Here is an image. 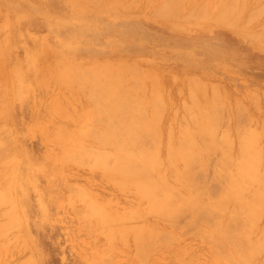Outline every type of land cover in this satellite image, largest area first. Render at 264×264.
<instances>
[{
	"label": "rangeland",
	"instance_id": "1",
	"mask_svg": "<svg viewBox=\"0 0 264 264\" xmlns=\"http://www.w3.org/2000/svg\"><path fill=\"white\" fill-rule=\"evenodd\" d=\"M0 197V264H264V0H0Z\"/></svg>",
	"mask_w": 264,
	"mask_h": 264
},
{
	"label": "bare ground",
	"instance_id": "2",
	"mask_svg": "<svg viewBox=\"0 0 264 264\" xmlns=\"http://www.w3.org/2000/svg\"><path fill=\"white\" fill-rule=\"evenodd\" d=\"M132 67H133V66H132ZM83 70H84V69H83ZM78 74H79V73H78ZM142 74H143V73H142ZM91 75H93V74H91ZM101 76H102V75H101ZM128 76H129V75H128ZM142 77H143V76H142ZM79 78H80V77H79ZM137 78H138V77H137ZM108 80H109V79H108ZM86 81H87V80H86ZM89 81H90V80H89ZM106 81H107V80H106ZM106 81H105V82H106ZM136 81H137V80H136ZM139 81H141V80H139ZM191 81H192V83H193V80H191ZM78 82H79V80H78ZM154 82H155V81H154ZM97 83H98V82H97ZM103 83H104V82H103ZM114 83H115V82H114ZM90 84H91V83H90ZM106 84H107V82H106ZM117 84H118V83H117ZM150 84H151V83H150ZM107 85H108V84H107ZM193 85H194V84H193ZM90 86H93V85H90ZM139 86H140V85H139ZM134 87H135V86H134ZM96 88H97V87H96ZM90 89H91V88H90ZM122 89H123V88H122ZM133 89H134V88H133ZM126 90H127V89H125V92H126ZM130 90H131V89H130ZM135 90H136V89H135ZM128 91H129V90H128ZM105 92H106V90H105ZM107 92H108V91H107ZM107 92H106V93H107ZM114 92H115V91H114ZM114 92H113V93H114ZM125 92H124V93H125ZM189 92H190V91H189ZM93 93H94V92H93ZM103 93H104V92H103ZM103 93H102V94H103ZM116 94H117V93H116ZM157 94H158V93H156V95H157ZM107 95H108V94H107ZM107 95H106V96H107ZM119 95H120V94H119ZM122 95H123V94H122ZM143 95H144V94H143ZM108 96L110 97V94H109ZM117 96H118V95H117ZM157 96H159V95H157ZM87 97H88V96H87ZM102 97H105V94H104V96H102ZM113 97H114V95H113ZM88 98H89V97H88ZM140 98H141V97H140ZM153 98H154V97H153ZM91 99H92V98H91ZM125 99H126V98H125ZM125 99H124V100H125ZM127 99H128V98H127ZM134 99H135V98H134ZM134 99H133V100H134ZM104 100H106V99H104ZM133 100H132V101H133ZM139 100H140V99H139ZM158 101H159V100H158ZM160 101H161V99H160ZM101 102H102V101H101ZM116 102H117V101H116ZM116 102H115V103H116ZM118 102H119V101H118ZM129 102H130V101H129ZM152 102H153V101H152ZM161 102H162V101H161ZM161 102H160V104H161ZM213 102H214V101H213ZM141 103H142V102H141ZM153 103H154V102H153ZM94 104H95V103H94ZM102 104H103V103H102ZM142 104H143V103H142ZM155 104H156V103H155ZM155 104H153V105H155ZM157 104H159V103H157ZM104 105H105V104H104ZM153 105H152V106H153ZM141 106H142V105H141ZM158 106H159V105H158ZM158 106H157V107H158ZM106 107H107V106H106ZM159 107H160V106H159ZM161 107H162V105H161ZM161 107H160V108H161ZM152 108H153V107H152ZM160 108H159V109H160ZM210 108H211V107H210ZM212 108H213V106H212ZM127 109H128V108H127ZM143 109H144V108H143ZM157 109H158V108H157ZM215 109H216V108H215ZM101 110H102V109H101ZM107 110H108L109 112L111 111V109L109 110L108 107H107ZM152 110H153V109H152ZM161 110H162V109H161ZM132 111H133V110H132ZM140 111H141V110H140ZM202 111H204V109H202L200 113H202ZM211 111H212V110H211ZM112 112H113V111H112ZM158 112H159V111H158ZM205 112H207V111H204V114H205ZM110 113H111V112H110ZM124 113H125V112H124ZM137 113H138V112H137ZM139 113H140V112H139ZM207 113H208V112H207ZM207 113H206V114H207ZM214 113H217V112H214ZM214 113H213V114H214ZM160 114H161V113H160ZM213 114H212V115H213ZM108 115H109V114H108ZM110 115H111V114H110ZM144 115H145V114H144ZM200 115H201V114H200ZM200 115H198V116H200ZM119 116H120V115H119ZM133 116H134V115H133ZM201 116H204V115H201ZM201 116H200V117H201ZM208 116H209V114H208ZM210 116H211V115H210ZM213 116H214V115H213ZM120 117H121V116H120ZM152 117H154V116H152ZM105 118H106V117H105ZM192 118H193V117H192ZM204 118H205V117H204ZM154 119H155V118H154ZM210 119H211V118H210ZM151 120H152V119H151ZM207 120H209V118H208ZM141 121H142V120H141ZM153 121H154V120H153ZM133 122H134V121H133ZM157 122H159V121H157ZM199 122H200V119H199ZM149 123H151V122H149ZM205 123H206V121H205ZM90 124H91V122H90ZM109 125H110V124H109ZM142 125H143V124H142ZM152 125H153V124H152ZM194 125H195V124H194ZM107 126H108V125H107ZM134 126H135V124H134ZM137 126H138V125H137ZM155 126H156V124H155ZM155 126H154V127H155ZM195 126H196V125H195ZM197 126H198V125H197ZM197 126H196V127H197ZM208 126H209V125H208ZM208 126H207V127H208ZM210 126H211V125H210ZM210 126H209V127H210ZM121 127H122V126H121ZM124 127H125V126H124ZM140 127H141V126H140ZM199 127H200V126H199ZM141 128H142V127H141ZM203 128H204V127H203ZM205 128H206V127H205ZM91 129H92V128H91ZM95 129H96V128H95ZM113 129L115 130L116 128H113ZM125 129H126V128H125ZM156 129H157V128H156ZM156 129H155V130H156ZM191 129H192V128H191ZM211 129H212V128H211ZM84 130H85V129H84ZM122 130H124V129L122 128ZM130 130H131V129H130ZM134 130H136V129L134 128ZM134 130H133V131H134ZM155 130H154V131H155ZM82 131H83V129H82ZM96 131H97V130H96ZM120 131H121V129H120ZM88 132H89V130H88ZM98 132H99V131H98ZM113 132H114V131H113ZM113 132H112V133H113ZM117 132H118V130H117ZM117 132H116V134L118 135ZM121 132H122V131H121ZM123 132H125V130H124ZM126 132H127V131H126ZM131 132H132V131H131ZM147 132H148V131H147ZM149 132H150V131H149ZM119 133H120V132H119ZM134 133H135V131H134ZM155 133H156V131H155ZM110 134H111V133H110ZM110 134H109V135H110ZM116 134H115V135H116ZM123 134H124V133H123ZM127 134H128V133H127ZM127 134H126V135H127ZM130 134H131V133H130ZM136 134H137V133H136ZM138 134H140V131H139ZM147 134H148V133H147ZM105 135H106V134H105ZM134 135H135V134H134ZM142 135H143V133H142ZM188 135H190V134H188ZM206 135H207V134H206ZM208 135H209V134H208ZM111 136H112V134H111ZM130 136H132V135H130ZM130 136H129V137H130ZM156 136H157V135H156ZM185 136H186V135H185ZM202 136H203V135H202ZM204 136H205V135H204ZM84 137H85V136H84ZM112 137H113V136H112ZM114 137H115V136H114ZM117 137H118V136H117ZM209 137H211V136H209ZM142 138H143V137H142ZM142 138H141V139H142ZM193 138H194V137H193ZM193 138H192V139H193ZM114 139H115V138H114ZM190 139H191V138H190ZM209 139H210V141H212L211 138H209ZM145 140H146V139H145ZM115 141H116V140H115ZM131 141L133 142V140H131ZM140 141H141V140H140ZM140 141H139V142H140ZM150 141H151V140H150ZM142 142H143V141H142ZM147 142H148V141H147ZM110 143H111V142H110ZM113 143H114V142H113ZM191 143H192V142H191ZM196 143H197V142H196ZM208 143H209V142H208ZM150 144H151V143H150ZM205 145H208V144L205 143ZM115 146H116V145H115ZM124 146H125V145H124ZM210 146H211V145H210ZM210 146H209V147H210ZM118 148H119V147H118ZM153 148H155V146H154ZM157 148H158V147L156 146V149H157ZM177 148H178V147H177ZM186 148H187V147H186ZM77 149H78V148H77ZM123 149H125V148H122V150H123ZM127 149H128V148H127ZM150 149H151V148H150ZM150 149H149V150H150ZM168 149L170 150V148H168ZM209 149H210V148H209ZM129 150H130V149H129ZM129 150L127 151V154H126L125 151H124L125 153L123 152V153L126 154V155H123V153H121V154H122V157H121L120 159H117L115 163H114V156H113V160H112V161H113V163L115 164V168H113V165H114V164L111 166L112 171H113V170H115V171L117 170L116 172H120L121 175H122V173H123V175H129V177H127V179H128V178H130V179H131V178H136L137 175L134 176L133 172L135 171V172L137 173V172H138L137 169L141 167V166H139V165H140V164H139L140 162L138 161V160H140V158H139L140 156H139V157H136V156H138V153L135 152L137 155L134 156L135 154H134V152H132L133 156L135 157L134 159L137 158L136 161H137V163L139 162L138 165H137V167H136V162H135V160L133 159V156L130 155L131 152H130ZM135 150H136V149H135ZM153 150H154V149H153ZM114 151H115V150H114ZM140 151H141V150H140ZM142 151H143V150H142ZM78 152H79V151H78ZM116 152H117V151H116ZM129 152H130V153H129ZM154 152H155V151H154ZM178 152H179V150H178ZM181 152H182V151H181ZM181 152H180L179 154H181ZM189 152H190V150H189ZM74 153H75V152H74ZM142 153H143V152H142ZM148 153H149V152H148ZM168 153H169V152H168ZM171 153H172V152H171ZM173 153H174V152H173ZM75 154H76V153H75ZM80 154H81V152H80ZM128 154H129V155H128ZM166 154H167V153H166ZM177 154H178V153H177ZM182 154H183V153H182ZM1 155L3 156V154H1ZM119 155H120V153H119ZM127 155H128V156H127ZM139 155H140V154H139ZM141 155H142V154H141ZM145 155H146V151H145ZM167 155H168V154H167ZM84 156H85V155H84ZM88 156H89V155H88ZM151 156H152V155H151ZM179 156H180V155H179ZM82 157H83V155H82ZM181 157H182V156H181ZM83 158H84V157H83ZM116 158H117V157H116ZM138 158H139V159H138ZM142 158H143V157H142ZM146 158H148V157H146ZM174 158H175V157H174ZM179 158H180V157H179ZM183 158H184V157H183ZM92 159H93V158H92ZM110 159H111V158H110ZM110 159H109V160H110ZM150 159H151V158H150ZM225 159H226V158H225ZM76 160H77V158H76ZM84 160H85V159H84ZM84 160H83V161H84ZM142 160H143V159H142ZM144 160H146V159H144ZM151 160H152V159H151ZM88 161L90 162V160H88ZM146 161H147V160H146ZM155 161H156V160H155ZM186 161H187V159H186ZM186 161H185V162H186ZM201 161H202V160H201ZM225 161H227V160H225ZM230 161H231V160H230ZM77 162L79 163V161H77ZM152 162H153V161H152ZM169 162H170V160H169ZM176 162H177V161H176ZM185 162H184V165H185ZM188 162H189V161H188ZM194 162H195V161H194ZM134 163H135V165H134ZM143 163H144V162H143ZM143 163H142V165H143ZM186 163H187V162H186ZM190 163H191V161H190ZM200 163H201V162H200ZM87 164H88V163H87ZM90 164H91V166H92V163H90ZM90 164H88V165H90ZM144 164H145V163H144ZM196 164H198V162L195 163V166H196ZM205 164H206V163H205ZM239 164H240V163H239ZM107 165H108V163H107ZM133 165H134L135 167H134ZM146 165H147V164H146ZM186 165H187V164H186ZM188 165H190V164L188 163ZM201 165H202V163H201ZM144 166H145V165H144ZM192 166H193V165H192ZM228 166H229V168H230V165H228ZM237 166H238V164H237ZM248 166H249V165H248ZM133 167H134V168H133ZM193 167H194V166H193ZM203 167H204V164H203ZM225 167H226V165H225ZM104 168H105V167H104ZM141 168H142V167H141ZM176 168H177V167H176ZM190 168H191V167H190ZM135 169H136V170H135ZM147 169H148V168H147ZM182 169H183V168H182ZM188 169H189V168H188ZM188 169H187V170H188ZM235 169H237V168H235ZM239 169H240V168H238L236 171H238ZM106 170H109V169H105V171H106ZM144 170H145V169H144ZM187 170H185V171H187ZM248 170H249V169H248ZM145 171H146V170H145ZM179 171H180V170H179ZM185 171H184V172H185ZM188 171H189V170H188ZM188 171H187V173H189ZM233 171H234V170H233ZM140 172H141V171H140ZM146 172H147V171H146ZM112 173H113V172H112ZM177 173H178V172H177ZM191 173H192V172H191ZM131 174L133 175V177L131 176ZM215 174H216V172H215ZM225 174H226V173H225ZM113 175H114V174H113ZM138 175H139V174H138ZM161 175H162V174H161ZM161 175H160V176H161ZM177 175H178V174H177ZM187 175H188V174H187ZM192 175H193V174H192ZM213 175H214V174H213ZM148 176H149V175H148ZM173 176H174V175H173ZM145 177H146V175H145ZM162 177H163V176H162ZM190 177H191V176H190ZM242 177H243V176H242ZM140 178H141V177H140ZM143 178H144V176H143ZM150 178H151V177H150ZM150 178H149V179H150ZM215 178H216V177H215ZM236 178H237V177H236ZM238 178H239V177H238ZM113 179H114V178H113ZM125 179H126V178H125ZM127 179H126V180H127ZM239 179H240V178H239ZM243 179H244V177H243ZM164 180H165V179H164ZM189 180H190V179H189ZM228 180H229V179H228ZM235 180H236V179H235ZM237 180H238V179H237ZM114 181H115V180H114ZM134 181H135V180H134ZM147 181H148V180H147ZM218 181H219V180H218ZM243 181H244V180H243ZM124 182H125V181H124ZM159 182H160V181H159ZM164 182H165V181H164ZM193 182H194V181H193ZM226 182H227V181H226ZM229 182H230V181H229ZM235 182H236V181H235ZM146 183H147V182H146ZM149 183H150V182H149ZM149 183H148V184H149ZM190 183H191V182H190ZM227 183H228V182H227ZM250 183H251V182H250ZM144 184H145V183H144ZM166 184H167V183H166ZM241 184H242V183H241ZM6 185H7V184H6ZM192 185H193V184H192ZM232 185H233V184H232ZM234 185H235V184H234ZM144 186H145V185H143V187H144ZM147 186H148V185H147ZM166 186H167V185H166ZM225 186H227V185H225ZM229 186H230V185H229ZM246 186H247V185H246ZM4 187H7V186H4ZM116 187H117V186H116ZM125 187H126V186H125ZM170 187H172V186H170ZM220 187H221V185H220ZM240 187H241V186H240ZM145 188H146V187H145ZM172 188L174 189V187H172ZM185 188H186V187H185ZM227 188H228V187H227ZM229 188H230V187H229ZM229 188H228V189H229ZM238 188H239V187H238ZM77 189H78V188H77ZM223 189H224V188H223ZM246 189H247V188H246ZM255 189H256V188H255ZM3 190H4V189H3ZM150 190H152V188H151ZM171 190H172V189H171ZM194 190H195V189H194ZM5 191H6V190H5ZM144 191H145V190H144ZM147 191H148V190H147ZM190 191H192V190H190ZM224 191H225V189H224ZM227 191H228V190H227ZM243 191L245 192V190H243ZM252 191H253V190H252ZM1 192H2V191H1ZM7 192H8V191H7ZM145 192H146V191H145ZM150 192H151V191H150ZM150 192H149V193H150ZM177 192H178V191H177ZM232 192H233V191H232ZM232 192H231V193H232ZM238 192H239V191H238ZM246 192H247V191H246ZM246 192H245V193H246ZM137 193H138V192H137ZM139 193H140V192H139ZM170 193H171V192H170ZM178 193H179V192H178ZM197 193H198V192H197ZM219 193H220V192H219ZM225 193H226V192H225ZM229 193H230V192H228V194H229ZM235 193H236V192H235ZM1 194H2V193H1ZM3 194H5V192H4ZM147 194H148V193H147ZM159 194L161 195V193H159ZM180 194H181V193H180ZM258 194H259V193H258ZM136 195H137V194H136ZM250 195H251V194H250ZM254 195H255V194H254ZM84 196H85V195H84ZM166 196H167V195H166ZM166 196H165V197H166ZM172 196H173V195H172ZM231 196H232V195H231ZM238 196H239V195H238ZM5 197H6V196H5ZM162 197H163V196H162ZM180 197H181V196H180ZM187 197H188V196H187ZM193 197H194V196H193ZM207 197H209V196H207ZM233 197H234V196H233ZM0 198H1V197H0ZM146 198H147V197H146ZM166 198H167V197H166ZM174 198H175V196H174ZM185 198H186V197H185ZM194 198H195V197H194ZM198 198H199V197H198ZM214 198H215V197H214ZM223 198H224V197H223ZM223 198H222V199H223ZM225 198H227V196H226ZM3 199H4V198H3ZM182 199H183V198H182ZM191 199H192V198H191ZM215 199H216V198H215ZM228 199H229V198H228ZM236 199H238V198H236ZM239 199H240V198H239ZM239 199H238V200H239ZM256 199H257V198H256ZM256 199H255V200H256ZM4 200H5V199H4ZM150 200H151V198H150ZM163 200H164V199H163ZM172 200H173V199H172ZM174 200H175V199H174ZM192 200H193V201H196L195 199H192ZM213 200H214V199H213ZM243 200H244V199H243ZM255 200H254V201H255ZM81 201H82V200H81ZM147 201H148V200H147ZM184 201H185V200H184ZM188 201H189V198H188ZM190 201H191V200H190ZM215 201H216V200H215ZM224 201H225V200H224ZM259 201H260V200H259ZM2 202H4V201H1V203H2ZM139 202H140V201H139ZM161 202H163V201H161ZM170 202H171V201H170ZM175 202H176V201H175ZM191 202H192V201H191ZM212 202H214V201H212ZM212 202H211V203H212ZM219 202H223V201H222V200L220 201V198H219ZM251 202H252V201H251ZM90 203H91V202H90ZM153 203H154V202H153ZM214 203L216 204V202H214ZM214 203H212V204H214ZM261 203H262V202H261ZM2 204H3V203H2ZM93 204H94V203H93ZM161 204H162V203H161ZM161 204L159 205L158 208H160ZM169 204H171V203H169ZM182 204H183V203H182ZM221 204H223V203H221ZM221 204H220V205H221ZM256 204H257V203H256ZM94 205H96V204H94ZM164 205H165V204H164ZM164 205H162V206H164ZM194 205H195V204H194ZM206 205H207V204H206ZM241 205H242V204H241ZM157 206H158V205H157ZM157 206H156V207H157ZM162 206H161V207H162ZM184 206H185V205H184ZM189 206H190V205H189ZM245 206H246V203H245ZM169 207H170V205H169ZM169 207H168V208H169ZM171 207H172V206H171ZM171 207H170V209H171ZM185 207H186V206H185ZM224 207H225V206H224ZM96 208H97V206H96ZM164 208H165V207H164ZM164 208H162L163 211L167 208V206H166L165 209H164ZM178 208H179V207H178ZM187 208H188V207H187ZM195 208H196V207H195ZM217 208H218V207H217ZM232 208H233V207H232ZM237 208H238V207H237ZM237 208H236V209H237ZM91 209H92V208H91ZM154 209H155V208H154ZM156 209H157V208H156ZM160 209H161V208H160ZM160 209H159V210L157 209V210H158V212L160 211V214H161V210H162V209H161V210H160ZM170 209H169V211H170ZM202 209H203V208H202ZM192 210H194V209L192 208ZM87 211H88V210H87ZM91 211H92V210H91ZM96 211H97V210H96ZM104 211H105V210H104ZM155 211H156V210H155ZM163 211H162V212H163ZM166 211H167V213H168V210H166ZM190 211H191V210H190ZM231 211H232V210H231ZM170 212H171V211H170ZM182 212H183V211H182ZM182 212H181V213H182ZM240 212H241V211H240ZM97 213H99V212L97 211ZM165 213H166V212H165ZM207 213H208V212H207ZM241 213H242V212H241ZM245 213H246V211H245ZM101 214H102V213H101ZM101 214H100V215H101ZM158 214H159V213H158ZM162 214H163V216H164V213H162ZM208 214H209V213H208ZM211 214H212V213H211ZM233 214H234V213H233ZM236 214H237V213H236ZM248 214H250V211H249ZM254 214H255V213H254ZM89 215H90V214H89ZM92 215H93V213H92ZM92 215H91V216H92ZM168 215H169V213H168ZM170 215H171V214H170ZM170 215H169V216H170ZM213 215H215V214L213 213ZM245 215H246V214H245ZM102 216H103V215H102ZM132 216H133V215H132ZM135 216H136V213H135ZM207 216H209V215H207ZM247 216H248V215H247ZM93 217H94V216H93ZM161 217H162V215H161ZM205 217H206V216H205ZM226 217H227V216H226ZM241 217L243 218V216H241ZM96 218H97V217H96ZM96 218H95V219H96ZM123 218H124V217H123ZM164 218H166V217H164ZM232 218H233V217H232ZM248 218H250V216H248ZM175 219H176V218H175ZM246 219H247V218H246ZM99 220H100V219H99ZM106 220H107V219H106ZM109 220H110V219H109ZM240 220H241V219H240ZM251 220H252V223H255V221L253 222V219H251ZM107 221H108V220H107ZM116 221H117V220H116ZM246 221H247V220H246ZM96 223H97V222H96ZM109 223H110V222H109ZM247 223H248V222H247ZM107 224H108V222H107ZM224 224H225V223H224ZM241 224H242V223H241ZM227 225H229V224H227ZM250 225H251V224H249V227H250ZM118 226H119V225H118ZM220 226H221V225H220ZM229 226H231V225H229ZM138 227H139V226H138ZM227 227H228V226H227ZM242 227H243V226H242ZM98 228H99V227H98ZM220 228H221V227H220ZM244 228H245V226H244ZM115 229H116V227H115ZM132 229H133V228H132ZM215 229H216V228H215ZM247 229H248V228H247ZM116 230H117V229H116ZM222 230H223V229H221V230H219V231H222ZM235 230H236V228H235ZM105 231H106V230H105ZM112 231H113V230H112ZM134 231H135V230H134ZM205 231H206V230H205ZM224 231H225V230H224ZM245 231H246V230H245ZM248 231H249V230H248ZM250 231H251V230H250ZM120 232H121V231H120ZM135 232H137V231H135ZM232 232H233V231H232ZM241 232H242V230H241ZM133 233H134V232H133ZM222 233H223V232H221V234H222ZM237 233H239V232L237 231ZM237 233H236V234H237ZM136 234H137V233H136ZM223 234H224V233H223ZM245 234H246V233H245ZM127 235H128V234H127ZM206 235H207V233H206ZM215 235H216V234H215ZM234 235H235V234H234ZM238 235H239V234H238ZM248 235H249V234H248ZM123 236H124V234H123ZM212 236H213V235H212ZM222 236H223V235H222ZM246 236H247V235H246ZM246 236H245V237H246ZM119 237H120V236H119ZM218 237H219V236H218ZM224 237H225V236H224ZM147 238H148V237H147ZM152 238H153V237H152ZM219 238H220V237H219ZM226 238H227V237H226ZM242 238L244 239V237H242ZM246 239H247V238H246ZM248 239H249V238H248ZM248 239H247V240H248ZM220 240H221V238H220ZM224 240H225V238H224ZM257 240H258V239H257ZM142 241H143V239H142ZM149 241H150V239H149ZM149 241H148V242H149ZM255 241H256V240H255ZM261 241H262V240H261ZM135 242H136V241H135ZM138 242H139V241H138ZM221 242H222V240H221ZM223 242H225V241H223ZM223 242H222V243H223ZM140 243H141V241H140ZM214 243H215V242H214ZM225 243H226V242H225ZM225 243H223V244H225ZM240 243H241V242H240ZM245 243H246V242H245ZM252 243H253V242H252ZM259 243H261V242H259ZM256 244H257V243H256ZM225 245H227V244H225ZM248 245H249V244H247L246 247H247ZM252 245H255V244H252ZM252 245H251V247H253ZM257 245H258V244H257ZM261 245H262V244H261ZM229 246H230V245H229ZM229 246H228V247H229ZM237 246H238V245H237ZM242 246L245 247L244 245H242ZM262 246H264V245H262ZM143 247H145V246H143ZM231 247H233V246H231ZM231 247H230V249H231ZM225 248H226V247H225ZM237 248H238V247H237ZM226 249H227V248H226ZM230 249H228V250H230ZM233 251H234V250H233ZM229 253H230V252H229ZM226 254H228V253H226ZM231 255H232V254H231ZM244 255H245V254H244ZM251 255H252V254H251ZM245 256H246V255H245ZM248 256H250V255H248ZM253 256H254V254H253ZM232 257H233V255H232ZM245 258H248V257H245ZM235 259H236V258H235ZM240 259H241V258H240ZM249 259H250V258H249ZM250 260H252V259H250ZM250 260H248V261H250ZM33 261H34V260H33ZM246 261H247V260H246ZM247 263H248V262H247ZM230 264H231V262H230ZM250 264H252V263H250ZM253 264H254V263H253Z\"/></svg>",
	"mask_w": 264,
	"mask_h": 264
}]
</instances>
